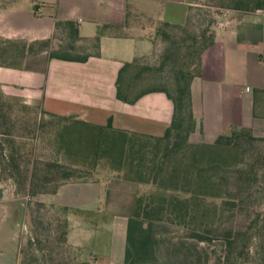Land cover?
Masks as SVG:
<instances>
[{
    "label": "crops",
    "instance_id": "obj_1",
    "mask_svg": "<svg viewBox=\"0 0 264 264\" xmlns=\"http://www.w3.org/2000/svg\"><path fill=\"white\" fill-rule=\"evenodd\" d=\"M16 1L0 10L4 39H50L58 20L73 21L80 37L107 27L98 55L83 62L41 53L18 67L0 66L6 100L90 124L104 125L110 118L116 129L163 134L172 114L164 93L148 92L124 103L115 96L114 80L124 62L155 50L157 21L194 19L195 0H31L22 13ZM254 90L264 91V9H225L213 27L212 44L200 55L199 75L190 83L195 126L189 140L211 143L230 125L264 131V117L256 120L254 114ZM146 189V184L96 173L33 200L58 209L64 243L89 264H222L220 241L207 243L172 224L133 217L134 200ZM17 200L9 178L0 179V264H20L24 249L28 210Z\"/></svg>",
    "mask_w": 264,
    "mask_h": 264
},
{
    "label": "trees",
    "instance_id": "obj_2",
    "mask_svg": "<svg viewBox=\"0 0 264 264\" xmlns=\"http://www.w3.org/2000/svg\"><path fill=\"white\" fill-rule=\"evenodd\" d=\"M13 1L0 0V10ZM220 3L224 9L231 10L264 9V0H220ZM192 21L187 18L183 24L166 21L155 23L153 39L162 43L155 69L167 67V75L159 85L142 87L143 72L149 70V67L141 65V57L124 62L114 80L115 96L124 103L132 104L148 92L164 93L172 104V114L162 135L152 136L116 129L111 126L110 118L104 125H96L75 120L72 116L41 112L63 121L54 132L58 150L66 155L82 154L87 159L91 158L94 164L98 158L114 157L118 165L114 170L122 175L121 178L154 187L155 191L135 198L131 211L133 217L172 224L187 230L186 236L207 243L218 236L224 241L222 264H243L247 262L241 259L242 247L246 245L240 243L238 237L249 232L261 235L264 239V221L248 225L241 233L235 231L231 234L228 230L214 235L208 223L199 221L192 224L191 221L196 218V210L212 208L208 200L222 199L226 205L239 206L241 194L245 193L243 197L248 198L256 187L259 172L264 170V145H261L264 137L252 135L250 127L230 125L211 143L189 140V134L195 126L190 83L199 75L200 55L212 44L216 23L207 20L195 29ZM106 27H99L91 37H80L73 21H55L52 38L17 40L22 42L16 54L4 59L0 66L18 67L21 64L11 63V60L26 62L29 56L34 57L39 53H46L48 58L83 62L89 56L98 55L99 37ZM263 95V90L253 91L254 114L256 104ZM6 101L0 90V118L8 119L4 110L8 105ZM18 166L13 153L3 155L0 147V179L10 178L15 193H23L32 200L40 194L55 192L59 185L75 178L76 167L57 162L36 163L27 179L17 178ZM122 166L127 168L123 170ZM53 211L58 212V209ZM35 212L30 209L29 218L30 213L33 215ZM59 222L58 235L51 242L39 246L35 242L40 240L36 238L27 241L21 252L20 264H38L37 259H41L42 264H48L50 248L58 245L70 253L74 252L78 264H89L77 249H71L64 243V220L61 218ZM27 223L30 229L28 220ZM36 250L39 255L34 254ZM259 252L262 256L259 264H264V251Z\"/></svg>",
    "mask_w": 264,
    "mask_h": 264
},
{
    "label": "rangeland",
    "instance_id": "obj_3",
    "mask_svg": "<svg viewBox=\"0 0 264 264\" xmlns=\"http://www.w3.org/2000/svg\"><path fill=\"white\" fill-rule=\"evenodd\" d=\"M195 1L196 6L192 10V14L195 17L193 19L194 21H192L195 29L200 28L207 20L212 22L217 21L225 10L221 6L220 0ZM16 2V7L19 9L18 12L22 13L24 12L25 6L30 4L31 0H17ZM33 10L34 12H38L37 10L44 12L41 7H33ZM20 42L22 41H10L9 39L0 37V63H4V59L16 54V49ZM161 48L162 43L158 42L154 51L140 59L141 65L149 67V70L143 72L144 82L142 83V87L159 85L162 78L167 75V67H163L161 70L155 69ZM31 57L33 56H29V58ZM15 60H11V63L17 62L18 64H23L25 62L22 61L20 63V61ZM239 79H242V77H239ZM239 85L244 86V83H239ZM259 101L260 105L256 104L255 107L256 120L259 117H264V95L261 96ZM6 102L9 106L7 105L4 110L8 114V119L4 117L0 118V147L2 148L3 155L12 152L16 157L19 165V176L17 178L24 177L27 179L31 171H33L34 165L36 163L38 165L40 161L57 162L66 166L71 165L76 167L74 172L75 178L72 180L93 177L96 173L121 178L122 175L114 170L118 166L114 157L98 158L94 164L91 158L87 159L82 154L72 156L66 155L61 150H58L54 132L63 122L62 120L43 114L36 108L26 107L20 103L8 100ZM258 105L260 108H257ZM251 133L254 136L264 137V131L258 130L256 126L251 128ZM261 145H264V141ZM122 168L125 170L127 167L122 166ZM257 178L256 187L251 191L248 198L243 197L245 193L241 194L242 199L239 206L226 205L222 199L208 200L212 208L203 211L196 210V218L191 221L192 224H197L199 221L206 222L211 228V233L214 235L226 233L228 230L231 231V234L235 233V231L241 233L248 225L252 226L255 222L259 224L264 221V199L262 198L264 196V170L259 172ZM9 180L13 184L10 178ZM146 186L145 193L155 191L154 187ZM16 196L17 201L24 203L29 212L30 209L36 210L35 214L32 215L30 213V218L27 215V220L31 226L29 225V229L28 223L26 225L27 230L24 243L26 244L27 241L31 242V238L40 240V242H35L39 246L47 241L51 242L54 236L58 235L57 231L59 229L57 225L61 221V214L47 209L38 202H34L35 200H32L23 193H18ZM181 230L184 235L187 233V230ZM248 233L238 237L240 243L244 242V245H246V247H242L243 253L241 259H246L247 261L243 264H259V261L262 259L259 251H264V239L261 235H256V233ZM213 241H220L224 246V241L218 236ZM34 254L39 255L37 250ZM49 255L50 258L47 260L48 264H78L79 261L74 252L70 253L60 245L55 248H50ZM36 262L42 264L41 259H37Z\"/></svg>",
    "mask_w": 264,
    "mask_h": 264
},
{
    "label": "built area",
    "instance_id": "obj_4",
    "mask_svg": "<svg viewBox=\"0 0 264 264\" xmlns=\"http://www.w3.org/2000/svg\"><path fill=\"white\" fill-rule=\"evenodd\" d=\"M223 15H225V13H223Z\"/></svg>",
    "mask_w": 264,
    "mask_h": 264
}]
</instances>
